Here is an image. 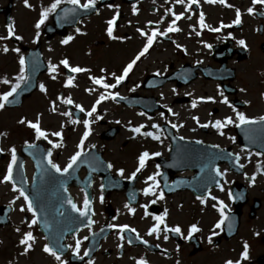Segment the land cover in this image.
Returning a JSON list of instances; mask_svg holds the SVG:
<instances>
[{
  "label": "flooded vegetation",
  "instance_id": "obj_1",
  "mask_svg": "<svg viewBox=\"0 0 264 264\" xmlns=\"http://www.w3.org/2000/svg\"><path fill=\"white\" fill-rule=\"evenodd\" d=\"M54 2L27 0L26 4V0H0V96L11 91L18 82L16 77L21 74V57L25 60L24 75L26 60L30 57L34 61L28 60V65L38 73L36 91L24 100L20 108L18 99L9 101L0 109V219L9 221L7 226L0 227V264H61L52 255L47 258L40 252V242L44 248L45 240L36 225L29 227L34 217L27 210V202L13 182H5L4 178L11 163V149L16 150L19 161V149L27 144H41L43 151L51 152L52 162L61 169L65 168L70 158L80 150L78 146L83 136L73 133L70 123L69 134H62V137L53 135L57 129L65 128V125L56 123V109L64 107V113H71V108H85L81 104L87 105L90 99H93L90 109L95 104L96 111L91 117L83 111L79 121L90 134L94 130V134L89 135L90 143L84 140V153L95 149L105 156L107 148L116 147L117 154L147 151L150 157H154V162L158 158L166 161L171 141L163 127L171 126L173 136L179 138L180 150L185 151L195 144H210L226 150L229 157L228 163L221 166L223 191L221 186L214 190L209 199L216 197V200L212 199L208 206L203 208L201 201L188 193L178 194L188 198L179 199L180 210L167 213L165 225L162 224L159 232L152 235L148 234L152 218L157 214L160 216L161 212L144 215L146 228L137 215H127V225L135 229L133 233L138 235L137 239L151 246L133 247L126 239H121L123 236L118 227L121 215L114 213L109 216L106 206L96 209L90 230H83L67 239L68 251L61 257L63 261L67 264H89V261L92 264H138L140 260L147 261V264H226L231 260L233 264H264V153L243 146L244 137H249L245 144L256 137L260 139L257 144L262 145L264 121L245 129L244 137L237 133L236 126L239 123L237 112L251 120L259 121L264 117V4H253V0H225L224 3L220 0L214 3L209 0H195V3L192 0H183L182 3L177 0H138L133 3L131 0H114L100 7L94 15L78 21L75 27L66 28L63 34L48 37L51 26H55L53 15L58 9L67 8L69 17L88 0H80L79 5L62 0L57 10L50 13L37 29L35 25L41 19V12ZM98 2L96 0V4ZM249 9L253 12L249 13ZM237 10L241 20L239 25L234 23ZM201 14L207 27L200 25ZM177 16L181 18L177 20ZM113 19L116 20L113 25L115 39L107 34L108 21ZM173 22L180 31L163 35ZM46 25L49 26L45 28ZM10 26L13 29L11 35L8 31ZM213 28L220 31H211ZM153 31L158 35L152 46L136 61L122 83L116 88L104 89L93 82L94 78L103 77L105 83H115L113 74H123L124 68L144 49ZM68 37L72 39L63 44L62 41ZM241 40L244 45L239 43ZM5 48L8 49L6 52ZM63 60L69 61L68 68L61 63ZM49 65H55L56 71L52 72ZM72 67L88 71L74 73ZM69 78H72L71 86L68 85ZM5 80L8 83H4ZM40 85H44L46 91H42ZM73 93L80 96L75 98ZM117 93L115 100L107 98L97 104L101 95ZM121 97L134 98L135 102L146 104L154 100L159 111L153 117L141 115L134 107L127 108L119 103L117 100ZM69 98L72 104L64 102ZM225 98L228 104L223 103ZM104 106H114L134 117L139 115L137 120L143 126L141 133L131 131L139 127L135 125L134 117L122 118L128 123L127 128L120 123H111L107 118L104 120L102 116L107 114L103 111ZM65 117L74 120L72 114ZM228 117L233 119V124H226L221 130L212 126L215 121L224 122ZM21 120L25 123H20ZM84 121H88V125ZM27 122L39 123L48 139L37 140L35 130L28 127ZM173 124L177 127L173 128ZM153 125H159V129ZM116 126L119 127L118 134L111 135V129ZM144 132H153L161 139L146 137ZM55 144L61 147H54ZM155 153L161 155L156 156ZM24 161L31 178L34 165L29 159ZM155 168L160 172L156 164ZM85 175L86 171L82 170L81 178ZM180 176L190 177L193 173L186 172ZM252 177H255L254 182ZM98 182L95 178V183ZM98 187L95 199L101 203L102 192ZM119 198L118 194L110 197L115 202ZM220 201L227 206L225 214L228 219L221 229H216L215 225L221 218L218 211ZM189 202H193L191 207ZM21 208L25 210L21 211ZM154 211H158L157 205ZM105 225L110 228V236L101 244L102 250L89 261L81 262L87 249L84 237L98 232ZM192 225L200 231L192 233L188 239ZM177 226L181 229L180 234L167 231ZM28 231L33 233L35 240L31 242V250L26 252L20 241ZM77 239L82 242L79 257L74 255ZM108 241L110 246L103 247ZM245 244L249 246L247 259L243 257Z\"/></svg>",
  "mask_w": 264,
  "mask_h": 264
},
{
  "label": "snow or ice",
  "instance_id": "obj_2",
  "mask_svg": "<svg viewBox=\"0 0 264 264\" xmlns=\"http://www.w3.org/2000/svg\"><path fill=\"white\" fill-rule=\"evenodd\" d=\"M62 0H55L54 3L51 4V6L49 8H46L44 9L42 12H41V19L37 22V24L35 25V27L37 29H39L41 27V25H43L45 23V21L47 20L48 16L50 13L52 12H55L57 10V8L60 6ZM68 3L72 4V5H79L80 4V0H67ZM177 2L179 3H182L183 0H177ZM193 3H195V0H192ZM210 3H214L215 0H209ZM221 3H224L225 0H220ZM26 4H27V0H26ZM253 4H264V0H253ZM96 6V0H88L87 3L81 5V7L85 8V9H90V8H95ZM230 6V5H229ZM188 7L190 8L191 7V4L188 5ZM69 10H65V15H67V12ZM253 12V9H249V13H252ZM181 17L180 16H177L176 19L179 20ZM200 25L202 27H207V25H205L204 23V16L203 14L200 15ZM116 23V20L113 19V20H110L108 21V29H107V34L112 37L113 39H115L116 37H113V25H115ZM235 24L239 25L241 23V20H240V13H239V10H237V18L236 20L234 21ZM222 27H230V25H222ZM9 31V34L11 35L13 33V29L11 28V26L9 27L8 29ZM174 31H180V29L178 27H175V22H173V25L170 26L166 32L162 33L163 35L167 36V34L169 32H174ZM211 31H220L219 28H213L211 29ZM77 32H79V29H77ZM141 35H145V33L141 32ZM158 35L157 32L153 31L151 33V35L148 37L147 39V44L146 46L144 47V49L135 57V59L129 63L123 70V74L120 75V76H116L115 74H113L114 76V79H115V83L113 84H108V83H105L104 81V78L101 77V78H94L93 82L97 85H101L104 89H108V88H116L120 83H122L129 75V73L131 72L134 64L136 63V61H138L140 59V57H142L143 55H145V53L148 51V49L152 46L153 42H154V39L156 38V36ZM17 39H20V37H17ZM72 39V37H68L67 39L63 40L62 43L63 44H68L69 41ZM239 43L241 45H244L245 42L244 41H239ZM208 47H211L210 45ZM8 49L5 48L4 51L6 52ZM17 52H19V49H16ZM19 63L21 65V74L16 77L17 79V83L12 87L11 91L7 92L6 94L0 96V109H3L5 107V105L9 102V97H12L18 89L21 88V83L26 81L28 79L27 76L24 75V72H25V60L23 57L20 58L19 60ZM61 63L64 65L65 68H68L69 67V61L68 60H63L61 61ZM50 69L52 72H55L56 71V66L55 65H49ZM71 71L74 72V73H80V72H84V71H88L87 69H83V68H80V67H72L71 68ZM53 79H55V77H53ZM4 83H8L7 80L4 81ZM68 85L71 86L72 85V78H69L68 80ZM40 88L42 91H46V89L44 88V85H40ZM132 91H135V89L133 88ZM119 94H115V95H110V96H106V95H101L99 97V99L97 100V104H99L101 101L107 99V98H110V99H113L115 100L117 98ZM221 96H223V92L220 93ZM121 99H123V97H121ZM65 103L67 104H72L73 101L69 98L67 99L66 101H64ZM223 103L225 104H228V100L227 98H225L223 100ZM196 104L195 102L193 103V107H195ZM77 107H80V106H77ZM55 110V109H53ZM80 111H84V109L82 107H80ZM96 111V107H93L91 109V111H89L87 113V115L89 117L92 116V114ZM169 111H171V109H169ZM141 115H144V113H140ZM62 115H66V116H70L71 113H62ZM236 117H237V120L239 121L238 124H236L237 127H240V126H243V125H249V124H257V123H260L261 121H264V117H261L259 121L257 120H251L249 118H247L243 113H240V112H237L236 113ZM197 119V122L198 121V118H195ZM79 121L78 120H72L71 123L73 124H76L78 123ZM20 123H25L24 120H21ZM85 125H88V121H84ZM234 121L231 117H228L224 122H221L220 120H217L215 121L214 125H212L213 127H215L217 130H221L226 124H233ZM27 125L28 127L32 128L35 130V133H36V139L39 140L41 138H44V139H48V136L46 134L45 131H42L41 128H40V125L39 123H33V122H27ZM209 125H202V127H208ZM143 126H140V127H134L131 129L132 132L134 133H137V134H140L141 133V128ZM153 128H156V129H159V125H153L152 126ZM173 128H176L177 126L175 124L172 125ZM221 134H223L221 132ZM53 135L57 136V137H62V133L61 132H56V133H53ZM90 135V131H86L84 133V136H83V139L81 140L80 144H79V151H77L71 158H70V162L67 164V166L63 169H61V167L55 163L52 162V160L50 159L51 157V152H48L47 155L49 157L48 159V164L51 166V168L55 169V171L57 173H61L62 175L63 174H67L69 172L70 169L73 168L74 165L77 164V162L80 160L81 156L84 154L83 152V148H84V140H86L88 138V136ZM144 136L146 137H151L152 139L154 140H157L159 141L161 139V136L160 135H157V134H154L153 132H144L143 133ZM181 139H183L181 137ZM27 147L29 148H33L35 147V145L33 144H28ZM54 147H61L60 144H55ZM93 147H95L93 145ZM156 156H159L161 155L160 153H155ZM150 154L145 151L143 152L139 158H138V168L136 169V172H133L132 175L129 177V179H136V175L138 172H140L142 169L145 168L146 166V162L150 159ZM237 160H238V157H237ZM17 164V157H16V150L13 148L11 149V163L10 165L8 166V169H7V175L5 176L4 180L5 182L7 181H12L13 180V167ZM109 168L112 167L111 164L108 165ZM241 167H243V165H241ZM95 170V169H93ZM216 175L217 176H220L222 175V173L220 172V170L217 168L216 170ZM119 175L120 176H124V171L121 169L120 172H119ZM161 175L159 172L155 173L154 175L148 177V179L150 181L153 182V186L152 187H149V188H146L144 190V195H156L157 193L155 191H153V187L155 188H159V181L157 180V176ZM252 181L254 182L255 181V177H252ZM17 191H19V194L20 196H22L24 198V200L27 202V210L30 211L33 215V219L31 220V224L29 225V227H31L32 225H36L38 223V220L40 219L39 216L37 215V212H36V209L33 205V201L31 199H29L28 195L25 194V191L24 189H17ZM221 191H223V186L221 185ZM19 198V197H18ZM159 199H164V193L163 191H160L159 193ZM199 199V197H198ZM213 200H216V197H212ZM156 201L154 200L153 203H155ZM202 203H205L206 201L202 200L201 201ZM68 204L71 205V208L74 212H77L79 213V215L81 217H88L89 215V211H90V204H89V200L87 199V196L85 197V200H84V204H83V209L79 208L75 203L72 202L71 199H68L67 201ZM216 205H213V207H215ZM127 207V205H126ZM227 206L223 203V201H220L219 202V214H220V220L219 222L215 225V228L216 229H221L222 226L225 224V221L228 219V216L225 214V208ZM25 209L24 208H21V211H24ZM132 211L134 212L135 210L132 209ZM167 216V212H165L164 216H157L155 219L157 221V224L155 227H153L150 232L148 233L149 235H152L153 233H158L159 230H160V225L162 224H165V218ZM93 223V221L91 219H88L87 221V224L88 225H91ZM124 228H127V226H124ZM19 231V229H17ZM132 231H135V229H133ZM167 231H171V232H174V233H177V234H180L181 233V229L180 227H174V228H170V229H167ZM200 231V229L196 226V225H192L191 226V229H190V233H189V236L187 237L188 239H191V234L192 233H196ZM47 239V237H46ZM85 240L88 239V237H84ZM121 239H123V237H121ZM165 239H167V237H165ZM35 240V237L33 236V233L31 231H28L25 233L24 237L21 239L20 243L21 245H24L25 246V251L27 252L28 250H31L32 248V243ZM131 242V241H130ZM209 242L211 243V238H209ZM81 241L79 239L76 240V243H75V249H74V255L79 257L80 256V247H81ZM146 243V242H145ZM71 247V246H69ZM248 245L245 244L244 245V249L245 251L243 252V257L245 259L248 258ZM43 251L45 253H48L50 255H52L53 257H55L56 260L58 261H61V264H67V261H63L61 259V256L57 254L56 251L53 250L52 247H50L49 245H45L44 248H43ZM85 256L88 255V252H85L84 253ZM82 258V257H80ZM89 264H92L91 261H89ZM138 264H147V261L145 260H140L138 261ZM226 264H233V261L229 260L226 262Z\"/></svg>",
  "mask_w": 264,
  "mask_h": 264
},
{
  "label": "rangeland",
  "instance_id": "obj_3",
  "mask_svg": "<svg viewBox=\"0 0 264 264\" xmlns=\"http://www.w3.org/2000/svg\"><path fill=\"white\" fill-rule=\"evenodd\" d=\"M114 110H115V109H113L112 111H114ZM114 117H115V116H114ZM113 156H114V154H111V155H110L111 158H113ZM115 157H116L117 159H119V157H118L117 155H115Z\"/></svg>",
  "mask_w": 264,
  "mask_h": 264
}]
</instances>
